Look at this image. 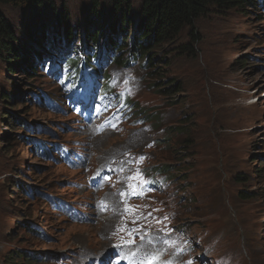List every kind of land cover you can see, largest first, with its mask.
Masks as SVG:
<instances>
[{"label": "rangeland", "instance_id": "rangeland-1", "mask_svg": "<svg viewBox=\"0 0 264 264\" xmlns=\"http://www.w3.org/2000/svg\"><path fill=\"white\" fill-rule=\"evenodd\" d=\"M100 1L96 15L90 12L91 0H53L55 10L47 0L37 7L33 0L18 6L0 3V11L15 29L16 43L25 45L22 49L14 43V48L21 53L38 52L46 42L32 47L27 31L42 27L48 34L58 28L55 26L61 24L63 14L68 16L77 40L74 47L90 45V39H77L84 26L89 34L101 27L110 33L112 2ZM132 1L136 9L143 0ZM138 16L135 11L130 27L136 26ZM62 24L59 30L64 33ZM191 31L199 38L194 44ZM190 46L193 50L185 51ZM152 53L149 66L137 57L139 62L128 68L111 67L119 113L111 116L95 110L80 119V128L73 130L76 120L70 112L61 113L33 101L32 91L52 95L57 88L55 81L43 73L29 81V72L20 65L10 72L13 59L8 51L0 50V264H44L34 261L36 256L66 257L77 264L101 259L110 262L117 251L125 250L132 242L115 246L113 232L121 220L117 211L123 207L119 190L131 185L121 181L131 167L124 159L143 154L150 141L154 143L147 149L149 163L170 170L167 173L175 186L176 201L170 208L179 211L174 224L189 233L198 250L195 254H207L201 243L215 239V257L229 254L237 264H264V6L212 8L193 29L157 44ZM47 55V60L53 57L52 52ZM163 87L172 89L169 97L163 95ZM133 100L135 112L144 108L152 115L159 112L166 133L144 127L148 121L127 130L119 126L116 118L124 117ZM18 118L42 128L39 133L30 132V124L22 129ZM184 126L188 129L183 138L190 142L192 151L188 157L175 154L183 135L178 131ZM48 132L67 140L70 147H82L74 141H87V157L70 164L83 174L32 152L30 143L36 134L47 142L53 140L45 135ZM90 162L96 164L93 170ZM80 191L79 202L86 211H93L94 202V211L86 218L69 221L64 215H54L46 204L49 193L77 200ZM241 191L251 197L240 198ZM106 195L114 198L109 204L104 202ZM108 217L112 228L102 231L101 218ZM239 235L248 255L236 249ZM161 245L166 254H176L166 240ZM194 259L204 261L206 257ZM204 264L222 263L207 260Z\"/></svg>", "mask_w": 264, "mask_h": 264}, {"label": "trees", "instance_id": "trees-1", "mask_svg": "<svg viewBox=\"0 0 264 264\" xmlns=\"http://www.w3.org/2000/svg\"><path fill=\"white\" fill-rule=\"evenodd\" d=\"M33 1H36L37 4L33 2V5L36 7L38 5L42 6L45 2V0ZM47 1L50 2L49 5H52L53 10H55V4L53 0ZM110 1L112 2V4L110 5L112 6L113 10L109 14L108 19L111 21L109 23V27L112 32L106 33L104 28L101 27L98 29L100 30V32L98 31L99 33L96 32L97 29H94L91 34L87 32V38L91 37L95 41V39L98 38L99 35L103 37L104 35H106L105 42L109 46H115L117 44V40L119 39V37H121V39L119 40V45H121V47H119V45L117 47L120 51L125 50L124 46H127V41L132 42V44L135 45L136 49L131 53L136 57H141L148 66L151 64L152 57L154 55L152 52L154 51V48L155 46H157V44H162L170 38L177 37L184 30L193 29L196 21L204 14H206V12L210 9H239L243 6H252L257 2V0H143L136 9H133L132 0ZM23 2H26V0H0V3L15 4L16 6L23 4ZM101 4V1L98 2V0H91L90 12L93 15H96V11L99 6L101 7ZM135 11H138L139 14L137 18V24L134 27L135 30L133 31L132 35H129L122 39V36H124L126 32V27H129L128 25H126V22L130 21V19L134 17ZM63 12L65 11L63 10ZM67 19L68 16L63 14V19L60 20V23H63V25H65L64 29L66 31L64 33H62L59 28L56 29V32L58 33L57 37H62L63 45L64 41L68 43V41L71 40L72 36V32L70 30ZM29 31L31 30L29 29L27 32ZM16 35L17 34L13 26H11L10 22H8L6 18L3 17L0 11V50H3V52L5 53L8 51V56H11V58L13 59L9 63V65L11 66L9 68L10 72L13 71L15 66H21V64H26L28 62L27 60L23 59H29L37 57L39 55L38 52L33 54L25 52L21 53V50L15 49L14 43L17 44ZM43 35L45 41L49 39V36L47 37L44 33ZM189 36L193 37V39H191V42L193 44L199 39L196 37V35L193 34L192 31L189 33ZM17 45L20 47L23 46L20 43ZM33 45L36 46L37 44L33 42ZM53 45L55 46V44ZM192 50V46L185 49V51L188 52ZM129 63L130 57L127 55L124 58L123 64L128 65ZM24 70L26 71V73H28L26 69ZM37 76L38 74L33 76L30 75L29 81H33L34 77ZM171 90L172 89L168 90L167 87L161 88V91L164 92L163 95L167 97H169L168 94H170ZM177 91L178 88L176 89V92ZM187 129L188 128L184 126L183 129L178 131L183 133V135L180 136V139L178 141L180 147L175 151V154L177 156L184 155V157H188L192 155L190 154L192 153V151L189 149V147L191 146L190 142L186 140V137L183 138V136L185 135L184 132ZM54 137H57V134H54ZM238 194L242 199H248L251 197L248 193H245L243 191ZM28 260L31 259L28 258Z\"/></svg>", "mask_w": 264, "mask_h": 264}, {"label": "bare ground", "instance_id": "bare-ground-1", "mask_svg": "<svg viewBox=\"0 0 264 264\" xmlns=\"http://www.w3.org/2000/svg\"><path fill=\"white\" fill-rule=\"evenodd\" d=\"M252 6H257V5H252ZM133 21L134 20H130V21H128V22H126V25H130V24H132L133 23ZM62 26H63V24H62ZM134 27L135 26H131V30L130 31H126L125 33L126 34H130V33H132V30L134 29ZM85 26L83 27V29H82V32L81 33H83V37H86L87 38V32L85 31ZM112 32V31H111ZM28 33V35H30V37L32 38V41H30V44H32L31 46L32 47H34V45H33V42H35L38 46L39 45H42L40 42H39V40L40 39H42V38H44V35H43V33H44V30H43V28L41 27V29H40V31L39 30H35V29H32L31 31H29V32H27ZM28 35H27V37H28ZM87 39H90V45H88V44H84V46H86L87 48L88 47H92L93 48V46H95L96 44L99 46V47H101L102 46V39H103V36H98V38H96L95 39V41L91 38V37H89V38H87ZM77 42V40H75L74 41V39H71V40H69L68 41V44L69 45H73V47H74V45H75V43ZM20 44L21 45H23L21 42H20ZM66 44H67V42L66 41H64V45L66 46ZM92 45V46H91ZM64 46V47H65ZM40 47V46H39ZM21 48L22 49H25V45H23V46H21ZM26 49H28V48H26ZM56 49V46H52V44L51 43H49L48 45H44V47L41 49V48H39V50H38V56L37 57H33V58H26V59H23V60H27L28 62L26 63V64H21V66H23L26 70H27V72H29V76L31 75V76H33L35 73H37V74H39V75H41L42 74V72L40 71V70H38V68H39V66H41L42 64H43V62L46 60V58H47V53H48V51L49 50H55ZM132 50L130 49V52H131ZM25 52V51H24ZM23 52V53H24ZM26 53H31V54H33V53H37V52H35L34 51V49H33V51L32 52H26ZM83 54L85 55V59H84V61H86L88 58L87 57H89V56H92L93 54H90V55H87V54H85V52L83 51ZM102 56H103V54H102ZM105 58L107 57V56H104ZM124 58H125V54L124 53H121L120 54V56L119 55H117V57L115 58V62L116 63H119L120 62V60L122 59L123 61H124ZM89 60V59H88ZM87 60V61H88ZM122 66L124 65L123 63L121 64ZM71 65H68V67H70ZM18 67V66H17ZM117 68H119L120 69V67H117ZM57 70V68H51V70H49L48 71V73H54L55 71ZM64 91H60V90H54L53 91V93H52V95L50 94V93H48L49 94V96H55V95H64ZM65 101L66 99L65 98H62V101ZM42 128V126L40 125V124H35L34 122H31L30 123V128H29V131L31 132V131H37V132H33V133H39V131H40V129ZM56 134V133H55ZM37 135V137H38V139H40V140H42V141H45L46 140V138H42V136H39L38 134H36ZM54 139H57L58 141H63V140H60L59 138H58V134H57V137H54ZM50 150H47V151H45V153H48ZM49 162H52L51 160H48ZM123 200H124V210H125V217L127 218V219H129L130 218V211H131V207H130V204H129V202L128 201H126L127 200V195L126 194H124L123 195ZM114 200V198H113V196L112 195H110V197L109 196H105V199H104V202H106V203H108L109 201H113ZM109 204V203H108ZM111 205H112V202H111ZM55 206V205H54ZM55 208H56V206H55ZM118 212V215L119 216H121V211H117ZM54 213H59V211H57L56 209H54ZM101 220L102 221H104V223H101V228H102V231H104V230H107V229H110V228H112V221H111V218H101ZM114 232V234H116L117 232L114 230L113 231ZM157 238H159V235H157V234H151V235H149L147 238H146V240H145V244L144 245H142L140 248H138L137 250H139V249H143L145 252H150V251H152V249L150 248V244H154L155 246H156V248L157 249H159V244L157 243ZM254 249V248H253ZM108 252H109V250H107Z\"/></svg>", "mask_w": 264, "mask_h": 264}, {"label": "snow or ice", "instance_id": "snow-or-ice-1", "mask_svg": "<svg viewBox=\"0 0 264 264\" xmlns=\"http://www.w3.org/2000/svg\"><path fill=\"white\" fill-rule=\"evenodd\" d=\"M136 194L139 195V194H142V193H136ZM148 264H152V262L149 261ZM189 264H190V262H189Z\"/></svg>", "mask_w": 264, "mask_h": 264}]
</instances>
